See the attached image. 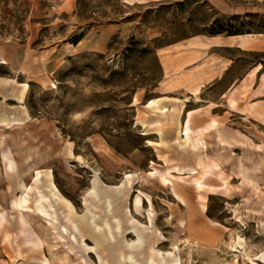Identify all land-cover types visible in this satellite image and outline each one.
Returning a JSON list of instances; mask_svg holds the SVG:
<instances>
[{
  "label": "rangeland",
  "instance_id": "obj_1",
  "mask_svg": "<svg viewBox=\"0 0 264 264\" xmlns=\"http://www.w3.org/2000/svg\"><path fill=\"white\" fill-rule=\"evenodd\" d=\"M234 4L0 0L4 264H264V48L157 90L159 47L264 31V0Z\"/></svg>",
  "mask_w": 264,
  "mask_h": 264
},
{
  "label": "crops",
  "instance_id": "obj_2",
  "mask_svg": "<svg viewBox=\"0 0 264 264\" xmlns=\"http://www.w3.org/2000/svg\"><path fill=\"white\" fill-rule=\"evenodd\" d=\"M127 1L132 3L150 0ZM212 1L227 11L242 10L234 4L235 0ZM234 48L263 49L264 31L196 32L159 47L157 55L162 67V76L157 84V90L161 93L159 96H167L172 92H185L194 96L203 86L227 74L237 61V57L231 52ZM236 77L230 81V85L236 81ZM0 204L4 207L1 198ZM2 227L3 225L1 230ZM0 264H4L1 257Z\"/></svg>",
  "mask_w": 264,
  "mask_h": 264
},
{
  "label": "trees",
  "instance_id": "obj_3",
  "mask_svg": "<svg viewBox=\"0 0 264 264\" xmlns=\"http://www.w3.org/2000/svg\"><path fill=\"white\" fill-rule=\"evenodd\" d=\"M232 19V17H228L227 20ZM221 21L219 20L216 24L213 25L211 32L209 33H239V32H245V31H251L249 29L243 30L240 28H237L232 21ZM79 38L75 41L77 42Z\"/></svg>",
  "mask_w": 264,
  "mask_h": 264
},
{
  "label": "bare ground",
  "instance_id": "obj_4",
  "mask_svg": "<svg viewBox=\"0 0 264 264\" xmlns=\"http://www.w3.org/2000/svg\"><path fill=\"white\" fill-rule=\"evenodd\" d=\"M217 127H215L214 129H216ZM214 129H210V128H208V129H206V134H208V133H210V132H212ZM205 132V131H204ZM158 143V142H157ZM20 207L24 210V211H27V212H31V213H35L36 212V210L35 209H33V208H31V207H27V206H25L24 205V202H23V199H22V197H20ZM38 214V213H37ZM42 215V214H41ZM43 216V215H42ZM46 223H47V221H46ZM68 251H71V249H68Z\"/></svg>",
  "mask_w": 264,
  "mask_h": 264
}]
</instances>
